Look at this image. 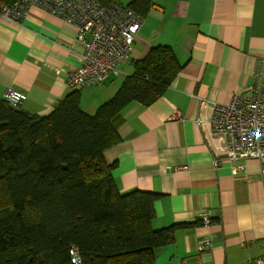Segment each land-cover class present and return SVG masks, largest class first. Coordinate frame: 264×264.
<instances>
[{"label":"crops","instance_id":"1","mask_svg":"<svg viewBox=\"0 0 264 264\" xmlns=\"http://www.w3.org/2000/svg\"><path fill=\"white\" fill-rule=\"evenodd\" d=\"M77 31L39 6L18 20L0 17V96L7 86L20 89L27 97L19 108L42 116L74 89L87 110L109 99L119 86L103 83L114 75L91 89L65 84L80 63ZM157 44L170 46L182 68L151 104L123 108L120 140L103 152L108 164L116 163L111 173L121 192L158 194L154 229L189 224L176 230L172 244L156 250L154 264H240L264 255L258 161L224 158L214 164L193 121L197 98L228 103L257 83L255 74L264 67V0H154L127 63ZM238 164L244 168L233 172ZM179 165L186 170L175 171ZM202 215L211 221L202 223Z\"/></svg>","mask_w":264,"mask_h":264},{"label":"trees","instance_id":"2","mask_svg":"<svg viewBox=\"0 0 264 264\" xmlns=\"http://www.w3.org/2000/svg\"><path fill=\"white\" fill-rule=\"evenodd\" d=\"M18 0H0L4 5ZM118 2L140 21L154 0ZM114 94L94 114L80 107V90L57 100L46 115L30 114L0 96V264H154L172 244L175 223L154 229V192H121L103 152L120 140L121 112L162 96L182 65L172 48L157 44L132 59ZM115 76V75H114Z\"/></svg>","mask_w":264,"mask_h":264},{"label":"built area","instance_id":"3","mask_svg":"<svg viewBox=\"0 0 264 264\" xmlns=\"http://www.w3.org/2000/svg\"><path fill=\"white\" fill-rule=\"evenodd\" d=\"M31 6H39L59 15L77 27L76 40L82 46L80 63L65 77L70 88L95 86L109 75H118L120 65L130 58L131 45L142 25L134 12L118 2L102 7L97 0H18L4 5L0 17L8 20L22 18ZM257 83L244 93H236L228 103L197 98L198 110L193 118L208 147L214 164L219 159L236 161L253 157L259 163L260 181L264 189V67L255 74ZM1 97L20 107L27 95L24 91L7 86ZM175 116V115H173ZM185 165L174 168L186 170ZM244 168L233 166V172ZM202 223L211 220L200 217ZM202 244L200 248L206 247ZM71 262L80 264L76 249L69 250ZM240 264H264V255L247 258Z\"/></svg>","mask_w":264,"mask_h":264},{"label":"rangeland","instance_id":"4","mask_svg":"<svg viewBox=\"0 0 264 264\" xmlns=\"http://www.w3.org/2000/svg\"><path fill=\"white\" fill-rule=\"evenodd\" d=\"M129 0H125V3H127ZM134 42V41H133ZM133 44V43H132ZM131 47H132V45H131ZM125 64V63H124ZM122 64V65H120V69H121V73L120 74H118V75H115V76H111L110 78H108L104 83H103V85H111V87L113 86V87H117V86H119V84L121 83V81L123 80V78L125 77V73H128V71H130L131 69H132V64H131V62H128L127 64ZM90 89H91V87H90ZM106 101V100H105ZM102 104V103H101ZM100 104V105H101ZM81 106V108L84 106V108H85V112H87V113H89V114H94L95 113V110L97 109V107L99 106H97V107H94L92 110H87V103H86V101L84 100V102L82 101V104L80 105ZM89 106H91V105H89Z\"/></svg>","mask_w":264,"mask_h":264}]
</instances>
